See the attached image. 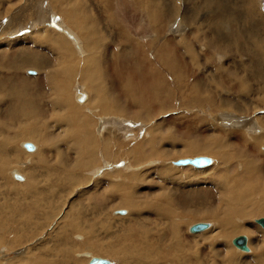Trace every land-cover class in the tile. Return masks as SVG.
<instances>
[{"label":"rangeland","instance_id":"obj_1","mask_svg":"<svg viewBox=\"0 0 264 264\" xmlns=\"http://www.w3.org/2000/svg\"><path fill=\"white\" fill-rule=\"evenodd\" d=\"M40 1L0 0L1 146H5L4 140L8 136L15 137V133L18 134L19 130L25 129L22 124H32L36 121L35 125L43 130L44 125L50 120L48 124L57 128V120L62 115L55 113L52 109L58 95L53 94L51 90L53 87L51 84L48 85L47 81L48 79L52 80L58 72H61V79L63 80L64 78V80H60L62 84H59V87H61L59 96L69 97L73 108L80 110L79 114L90 119L94 126V122L98 121L96 117L99 114L97 112L100 103L111 108V110H113L114 106H118V108H122L129 113L125 114L124 117L111 113L101 117L103 119L106 117L111 119L114 116L117 119L124 118L122 120H125L124 122L129 123V125L126 130L122 131L121 135L118 134L115 137L103 135L102 139H98L97 134L92 131V137L94 143H96L93 147H95L94 151L97 160L96 165L93 164L92 170H97L99 165L104 163V160L114 165L118 164L117 167L120 168L129 166L131 170L127 171V173H121V171L114 173L103 172V174L96 177L97 179L87 175L92 170H89V172L79 170L75 174L77 177L66 176L68 171H72L76 166L79 167L78 163H80L82 153L67 138L64 139L65 142L58 141L59 146L57 145L58 143H55L56 146L51 148L49 153L46 150L42 157L44 164L35 169L34 173L39 187L42 186L45 190L55 188L56 181L57 183L61 182L60 187L64 185L59 190L56 188L58 191L56 192L57 195L50 197V199L48 198L49 200L46 198L49 203L42 204V209L48 211L49 215L44 218L36 216L27 227L24 220L29 215L28 201L31 199V195L30 189H27V187L23 188L28 183V175L25 170L32 164L33 166L34 164L38 165L41 154L38 157H34L36 155L35 152H28L22 148L21 143H32L36 147V151L40 149V146L33 141L22 140L14 142L13 138H11L10 146L13 143L10 149L11 159H3L6 163L5 165H0V172L3 174L0 175V208L7 206L6 211L1 212L0 210V220L6 215L13 218V222L5 225L3 222L0 223L3 229L0 228V238L2 239V242L0 239L2 243H0V254L2 255H0V264L19 262V264H24L21 263L20 256L14 258V253H19L20 249L25 247L26 251L28 250L27 258L31 259L32 262L34 261V264H41L38 263L41 258L39 257L41 255L40 252L45 254L44 259L46 262L61 261L62 255L59 250L65 247L67 251L74 252L73 259L82 264H88L90 261L88 260L89 257L85 258L87 257L86 253L87 255L90 254L91 259L95 256L94 258L106 259L113 262V264H124L121 259L111 256H98L96 251L88 249L78 252L72 246L74 245L77 248L84 247L87 241L92 239L98 245L101 243L99 245L101 248L106 249L111 247L117 238L129 239L131 231L136 230V226H140V230L139 228L136 230L135 240H140L142 242L141 245L150 243V246L156 248L158 239L164 234V230H168L167 224L169 222L158 216V213L155 212L158 208H155L154 211L150 207L152 202L160 203V207L163 210L170 206L179 216L177 222H174L182 226L181 234L176 239L181 243L179 244L181 249L177 250L176 258L178 254H181L183 262L187 261V258L190 260L187 264H259L257 258L259 254L258 247L264 246V230L256 223L260 218H264V211L259 214L256 207L258 204L262 205L261 201L264 199L260 193L253 195L247 206H242L246 208L242 210L244 215L232 221L237 228L242 227L245 230L243 233L231 234L228 238H225V234L221 233L215 218L212 216L210 219H205L201 213L209 210L217 211V218L222 221L227 210L235 209L228 207L230 205L228 201L234 199L236 194L234 187H227L223 183L221 177L225 174L234 183L238 180H244L255 187L264 186V146L262 148L260 145H256L257 147L255 148L252 146L256 140L260 141V138L264 136V72L262 74L259 72L264 71V0H79V3L76 4L77 6L75 5L71 9L69 7L70 15L66 14V16L58 13L59 5L65 3V0H48V2L46 1V6H43L48 13L46 16L51 17L48 22L51 25L54 24L56 28L60 26L59 30L68 28L76 37L78 36L77 38L80 41L78 42L83 46L81 47L78 43L79 48L82 49L79 52L78 48H76V42L72 41L74 36L69 35L71 38L67 37L68 35L64 34V30L56 31L58 29L52 27L56 29L52 32L54 34L56 32V35L62 37L67 49L76 58L74 59L75 64L71 61H66L63 57L59 58L54 46L43 43V40H46L48 36L46 34L43 35V33L40 34L38 31H50L51 29L48 30L47 27H42L37 30V26L27 29L36 20V7ZM123 4L127 5L125 8L130 11L126 13L127 10L125 9L126 11L124 12L128 19H132L128 21L130 23L133 22V19L134 21L136 20V23L141 21V30H134L131 24L126 21L124 13L121 12V9L124 8ZM81 7H84V12L81 14L87 13L88 16L78 15L77 17L76 11ZM18 9L24 10V12L20 13L22 18L18 19L17 17L15 24L22 23L24 30H20L22 28L19 29V26L13 27L15 26L13 23H8V19L17 15L16 12L20 11ZM222 9H226L227 13L224 19L219 20L218 27L220 28L222 39L225 36H229L227 42L218 41L211 23L215 13ZM164 16H166L165 19H163ZM91 19L94 21H91ZM78 21L80 22L78 23ZM80 25L84 27L82 26L81 28ZM255 25L258 26V29H254ZM85 27H88L91 33ZM83 28L88 33L84 32ZM259 28H263V30H259ZM91 29L93 30L91 31ZM88 37H93L92 42L88 41ZM94 41L97 42L94 44ZM88 43H90V48H87ZM77 50L79 54L76 52ZM25 52L37 55L38 59L40 57L44 58L46 62L49 61L47 62L48 66L42 65L38 69L36 67L27 66L25 68L23 66L18 68V70L17 67L13 68V70L7 68L8 59L22 57ZM94 57L99 58L102 62L100 64L95 62ZM85 61H88L89 63L86 62V64L90 66H86ZM254 64L255 66L253 67ZM100 65L101 67L99 68ZM238 65L240 66L238 67ZM55 66H59L60 69ZM81 66L84 69L83 71ZM252 67L253 69H251ZM150 69L157 72L156 75H151L149 73ZM63 70L65 71L63 72ZM29 71L35 72L36 75H29ZM91 74L94 75L91 76ZM160 75L164 77L163 83H161ZM6 80L12 83L14 87L19 86L22 80L25 81L29 90L27 97L23 100L32 98L38 101L41 107H44L42 116L38 114L33 117L34 120L33 118L14 117L15 119L12 121V115L7 118L5 113L10 104L8 99H4L1 94L2 89L6 90L5 85L8 83ZM2 84L4 85L1 86ZM161 84L170 87L171 91L174 92L171 95L174 99L168 100L165 96L160 97V101L159 97L157 98L155 94L150 92L152 85H154L159 92V96L165 94ZM79 92L87 95L86 101L83 102L78 99ZM139 101L143 105H139ZM229 102L231 104H228ZM6 104L7 106H5ZM226 114L234 117L236 120L234 123L239 120L247 122V119L249 122V120L256 118L257 131L250 133L243 128H229L223 123V116ZM64 116L66 117V113ZM235 116L237 117L235 118ZM11 122H16L17 126L10 124ZM8 126H14V129H2ZM56 128L54 131H57ZM32 131H35V129L32 128ZM60 131L61 133H59V130L56 132L57 136L64 138L67 132L64 129ZM258 131L259 134L255 133ZM227 133L230 134L231 138L227 137ZM42 135L47 136L46 133H42ZM84 135L86 137V134ZM141 138H144V140H141ZM141 141L144 144L149 143L145 148L143 147V151H147L144 153L145 160L134 166L133 152L135 153L138 148L136 145H139ZM219 141L227 144H225L227 149L224 150L226 152H222V154L231 159L228 164H223V160H220L221 152L209 156L201 155V157L212 159L213 165L208 167V169H196L192 166L176 167L175 164H172L179 160L200 157L184 155V150L189 146H205L214 150L217 148ZM109 143L113 147L108 156L105 146ZM87 145L89 143H85V152L89 151L86 148ZM262 145H264V141H262ZM130 149H132V153H130ZM122 151L125 153L123 154ZM154 152L157 153L158 158H151ZM30 153L34 155H29ZM232 159L238 160L233 161ZM242 160L245 161L246 165H252L251 173L247 174L245 178L241 176L243 174ZM136 165L138 166L136 167ZM230 167L232 168L230 169ZM38 169L41 170L39 171ZM13 170L24 178L22 182L17 181L10 175ZM169 171L173 172L170 173ZM128 172L139 175L142 180H133L132 183L130 180L128 181L134 186V189L135 187L137 189V191L135 189L130 191L131 193L128 192L129 195L131 194V198L135 197L134 199L132 198L135 203L141 206L137 213L120 205V194L115 190L118 187L117 185L125 181L123 179L124 175L125 177L133 176V174ZM251 175H254V178L250 181ZM160 178L161 180H159ZM68 183L72 185L71 188H66ZM52 190L54 191V189ZM17 191L19 193H16ZM17 194H26L28 201L23 199L21 205L11 208L10 205H14L18 201ZM186 199L191 201L187 203V206L183 207ZM147 203L150 204L143 205ZM15 208L16 211L14 212ZM80 209L82 210L80 211ZM118 211H125L127 214L118 215ZM186 211L193 212V215H187ZM252 212L253 216H251ZM74 215H79L78 217L86 227L82 229V232L73 234L71 238L72 244L63 243V236L68 232L66 230V221L72 220ZM138 222L139 224H137ZM199 223H209L211 227L202 233H190V227ZM13 230H17V234ZM212 230L220 234L215 242V247L211 246L209 240L202 238ZM22 233L25 235H22ZM239 236L248 238L250 253L240 252L233 246V239ZM170 237L168 236V239ZM9 240L25 245L21 244L20 247L12 249L4 248L8 245L7 243H11ZM171 240L173 241V238ZM20 241L22 242L20 243ZM131 243V240L127 242L128 245ZM171 244L170 240L166 243V255L172 247L170 246ZM5 249H7L8 254L4 253ZM2 253L7 255L8 259ZM151 255L149 254L142 262L138 260V255L134 254L130 256L133 258L130 263L168 264L166 260L156 259V257ZM13 258L14 260H12ZM62 262L66 263L65 260H62ZM170 263L173 264L171 261Z\"/></svg>","mask_w":264,"mask_h":264},{"label":"bare ground","instance_id":"obj_2","mask_svg":"<svg viewBox=\"0 0 264 264\" xmlns=\"http://www.w3.org/2000/svg\"><path fill=\"white\" fill-rule=\"evenodd\" d=\"M4 1V0H3ZM26 1V0H25ZM48 2V0H41L39 3H37V7H36V13H35V15L37 16V17H35V19L36 20H31V21H33L32 23H31V25L29 26V28H27L28 30L29 29H31L33 26H37V30L38 29H40V28H42V27H47L48 28V30L49 29H51L50 31H46V30H39L38 32H40V34H42L43 33V35L44 34H46L48 37L46 38V40H43L44 42L43 43H47V44H49L50 46H54V48H55V52L57 53V55L59 56V58L60 57H63L66 61H71V62H73V64H75L74 62H75V60L74 59H76L75 57H74V55L72 54V52L70 51V50H68L67 49V47H66V45L64 44V42H63V39H62V37H59L58 35H56V32H55V34L52 32L53 30H56V29H58V30H56V31H61V30H64V34H66V35H68L67 37H70V36H74L73 38H72V41H75L76 43V48H78V50H79V52H80V50H82V49H80L79 48V45H80V41L78 40V36L76 37L68 28L67 29H61V30H59L60 28V26L59 27H55L54 26V24L53 25H51V23H49L48 22V19H50L51 17H47L46 15L48 14L47 12H46V10H45V8H43V6H46V4H47V2ZM51 1V0H50ZM55 1H57V0H55ZM58 1H60V0H58ZM64 1V0H63ZM209 1H212V0H209ZM251 1V0H250ZM259 1V0H258ZM33 2V1H32ZM21 3V2H20ZM34 3V2H33ZM56 3V2H55ZM77 3H79V0H65V3H61V5H59V3H58V5H59V8L60 9H58L59 10V15L61 14V15H64V16H66V14L68 15L70 12V10H69V7H70V9H71V7H74ZM28 4V3H27ZM248 4H250V3H248ZM253 4V3H252ZM14 5V4H13ZM26 5V4H25ZM51 5H52V3H51ZM251 5V4H250ZM30 6V5H29ZM77 6V5H76ZM123 6H124V8H122L121 9V12H125L126 10H127V8H125V7H127V5L125 6V4H123ZM122 6V7H123ZM20 7V6H19ZM28 7V6H27ZM58 7V6H57ZM87 7V6H86ZM22 8V7H21ZM20 8V9H21ZM26 8V7H25ZM20 9H18V10H20ZM34 9H35V6H34ZM56 9V8H55ZM126 9V10H125ZM249 9H251V8H249ZM11 10V9H10ZM31 10V9H30ZM45 10V11H44ZM124 10V11H123ZM252 10V9H251ZM5 11V10H4ZM26 11V10H25ZM32 11H33V8H32ZM35 11V10H34ZM48 11V10H47ZM50 11V10H49ZM56 11V10H55ZM71 11H73V10H71ZM22 12H24V10H20V11H17L16 12V14L17 15H14L12 18L10 17L9 19H8V23L9 24H11V23H13V25H15V26H13V27H16V26H19L18 28L20 29V28H22V29H20V30H24V25L22 24V23H20V24H15V20L17 19V17H18V19H21L22 17L20 16L21 14L20 13H22ZM29 12H31V11H29ZM84 12V7L82 8H80L79 10H77L76 11V15H77V17H78V15H82V16H88V14L87 13H85V14H81V13H83ZM90 12H92V11H90ZM128 12H130L129 10H127V12L126 13H128ZM252 12H253V10H252ZM6 13V12H5ZM26 13H28V12H26ZM73 13V12H72ZM126 13H124V16H125V19H126V21L129 23V24H131V26L133 27V29L134 30H136V31H138L139 29L141 30V21L139 22V23H136V20L134 21V19H133V22L132 23H130L128 20H132V19H128V17L126 16ZM227 13V10L226 9H222L221 11L220 10H218V12H216L215 13V15H214V19L212 18V21H211V23H212V26H213V30L215 31V35H217V38H218V41L219 42H221V41H228V37L227 36H225V38L224 39H222V35H221V32L219 31V27H218V22H219V20H221V19H224V17H225V14ZM13 14V13H12ZM34 14V13H33ZM50 14V13H49ZM90 14V13H89ZM93 14V13H92ZM255 14V13H254ZM25 15H27V14H25ZM70 15V14H69ZM72 15V14H71ZM74 15V14H73ZM29 16V15H28ZM27 16V17H28ZM26 17V16H25ZM32 17H33V15H32ZM73 17H75V16H73ZM72 17V18H73ZM29 18V17H28ZM27 18V20H29ZM66 18V17H65ZM68 18V17H67ZM71 18V19H72ZM166 18V16H164L163 17V19H165ZM258 18V17H257ZM70 19V18H69ZM90 19V18H89ZM137 19V18H136ZM158 19H160V18H158ZM75 20V19H74ZM91 21H94V20H92L91 19ZM255 21V20H254ZM261 21V20H260ZM19 22H20V20H19ZM27 22V21H26ZM80 21H78V23H79ZM7 23V24H8ZM73 23V22H72ZM77 23V22H76ZM220 23V22H219ZM6 24V23H5ZM32 24H35V25H32ZM70 24V23H69ZM81 24H83L82 22H81ZM137 24H138V26H137ZM72 25V24H71ZM85 25V24H84ZM87 25V24H86ZM8 26V25H7ZM83 26V25H82ZM82 26L80 25V27L82 28ZM90 27H91V25H89ZM95 26V25H94ZM130 26V25H129ZM174 26V25H173ZM215 26V27H214ZM0 27H1V24H0ZM12 27V28H13ZM52 27H55L56 29H54V28H52ZM84 27V26H83ZM258 26L257 25H255L254 26V29H258L257 28ZM80 28V29H81ZM86 28V27H85ZM88 28V27H87ZM86 28V29H87ZM96 28V27H95ZM10 29V28H9ZM45 29V28H44ZM84 29V28H83ZM262 30H263V28H261ZM260 28H259V30H261ZM33 30V29H32ZM76 30V29H75ZM85 30V29H84ZM83 30V31H84ZM88 30H89V28H88ZM93 29H91V31H92ZM3 31V30H2ZM82 31V30H81ZM177 31H178V29H177ZM180 31H181V29H180ZM264 31V30H263ZM25 32H26V30H25ZM84 32H87L86 30L84 31ZM89 32H90V30H89ZM262 32V31H261ZM21 33V32H20ZM57 33H59V32H57ZM62 33V32H61ZM88 33V32H87ZM91 33V32H90ZM93 33V32H92ZM146 33V32H145ZM254 33H257V32H254ZM39 34V33H38ZM9 35V34H8ZM70 35V36H69ZM90 36V35H89ZM95 36V35H94ZM83 37H85V36H83ZM71 38V37H70ZM87 38V37H86ZM92 38L93 37H88V41H90V42H92ZM96 38V37H95ZM71 40V39H70ZM79 41V42H78ZM86 42V41H85ZM95 42H97V41H94L93 43L95 44ZM25 43H26V41H25ZM73 44H74V42H72ZM78 43H79V45H78ZM100 43V42H99ZM10 44V43H9ZM74 44V45H75ZM7 46V45H6ZM81 46V45H80ZM100 46V45H99ZM81 47H83V46H81ZM48 48V47H47ZM54 48H52V49H54ZM87 48H90V43H88V45H87ZM97 48V47H96ZM75 49V48H74ZM242 49V48H241ZM76 50V49H75ZM78 50L76 51V52H78ZM89 51H90V49H89ZM79 52H78V54H79ZM30 53V52H29ZM89 53V52H88ZM21 54H22V52H21ZM55 54V53H54ZM83 55V54H82ZM79 56V55H78ZM101 56V55H100ZM81 57V56H80ZM97 57V56H96ZM102 57V56H101ZM48 59H49V57H47ZM81 58H83V57H81ZM90 58V57H89ZM95 58V57H94ZM56 59H57V57H56ZM63 59V60H64ZM250 59V58H249ZM90 60H91V58H90ZM89 60V61H90ZM251 61V60H250ZM16 63V65H14V63ZM47 62H49V61H47ZM47 62H46V60L44 59V58H41L40 57V59H38V56L37 55H35V54H28L27 52H25L24 54H23V56L22 57H16L15 59H11V60H7V68H9L10 70H13V68H16L17 67V70H18V68H20V67H23V66H25V68L28 66V67H33V68H39V67H41L42 65H45L46 67L48 66L47 65ZM71 62H70V64H71ZM86 62L87 63H89L88 61H85V65L86 66H88L87 64H86ZM95 62H97V63H101L102 61H100V59L99 58H95ZM51 63V62H50ZM78 63V62H77ZM80 63V62H79ZM57 64H58V62H57ZM60 64V63H59ZM69 64V65H70ZM81 64V63H80ZM91 64V63H90ZM95 64V63H94ZM99 64H97V65H99ZM251 64H252V62H251ZM250 64V65H251ZM61 65V64H60ZM63 65H65V64H63ZM69 65H68V67H69ZM242 65V64H241ZM247 65V64H246ZM52 66V65H51ZM71 66H72V64H71ZM90 66V65H89ZM240 65H238V67H239ZM252 66V65H251ZM255 66V64L253 65V67ZM55 67H58L59 68V66H55ZM95 67V66H94ZM101 67V65L99 66V68ZM237 67V66H236ZM244 67V66H243ZM253 67L251 68V69H253ZM263 67H264V65H263ZM54 68V67H53ZM74 68V67H73ZM85 68V67H84ZM90 68V67H89ZM96 68V67H95ZM241 68V67H240ZM248 68H249V66H248ZM60 69V68H59ZM58 69V70H59ZM76 69H78V68H76ZM81 69H82V71L84 70L83 68H82V66H81ZM86 69V68H85ZM91 69H92V67H91ZM88 70V69H87ZM86 70V71H87ZM97 70V69H96ZM95 70V71H96ZM244 70V69H243ZM263 70V69H262ZM54 71V70H53ZM65 70H63V72H64ZM79 71V70H78ZM251 71V70H250ZM253 71V70H252ZM33 72V71H32ZM49 72V71H48ZM89 72H91V70H89ZM240 72V71H239ZM238 72V73H239ZM241 72H244V71H241ZM254 72V71H253ZM260 72V74H262L264 71H259ZM67 73V72H66ZM149 73H151V75H153V74H155L156 75V73L157 72H154V71H152L151 69L149 70ZM54 74V73H53ZM76 74V73H75ZM79 74V73H78ZM89 74V73H88ZM98 74H100V73H98ZM181 74V73H180ZM33 75H36V73L34 72V74ZM32 75V76H33ZM84 75V74H83ZM86 75V74H85ZM94 75V74H93ZM92 74H91V76H93ZM82 76V75H81ZM80 76V77H81ZM229 76V75H228ZM242 76V75H241ZM240 76V77H241ZM61 77H62V73L61 72H58L57 73V75H55L54 76V78L52 79V80H50V79H48V81H47V84L49 85V84H51L52 85V92H53V94H55L56 96L58 95V97H56V101H55V105H54V108L52 109V110H54L55 111V113L57 112V114H60V115H62V117H60L59 116V120H57V124H58V126H57V128L56 127H53V126H51V125H49L48 123H49V121H48V123L46 124V125H44V128H43V130L42 129H40L37 125H35V122H33L32 124L30 123V124H28V123H26V124H22V126H24V128L25 129H22V130H19V132H18V134L17 133H15V137H12V136H8V138H6L4 141H5V146H1V144H0V165H5V160H3V159H11V157H10V149H11V147L13 146V143H12V146H10V143H11V138H13V141L14 142H17V141H33V142H36V143H38V145L40 146V149H38V151H36V147H35V150L34 151H28V152H35V156L34 157H38L40 154V156H41V159H40V162H39V164L38 165H35L34 164V166H33V164H32V162H31V166H29V167H27V169L25 170V172L27 173V175H28V183H27V185L25 186V187H23V188H26L27 187V189H30V195H31V199L28 201L27 200V195L26 194H17V200L18 201H16L15 202V204L14 205H10V204H12V203H10L9 205H10V207L11 208H13V207H15V206H17V205H21L22 204V202H23V199L24 200H26V201H28V212H29V215H28V218L27 219H25L24 221H25V226H29V224L31 223V221H33V219L34 218H36V216H41V217H46V216H48L49 215V213H48V211H44L43 209H42V204L43 203H49L48 202V200L50 199V197H52V196H55V195H57L56 194V192H58L57 190H56V188L59 190V188H61V187H63V185L60 187V185H61V182L60 183H57V181H56V185H55V188L53 187V188H48V189H43L42 188V186H40L39 187V183L37 182V179H36V175H35V173H34V171H35V169H37V168H39L40 166H42L44 163H43V159H42V157H43V154H45V152H46V150H48V153L51 151V148H54L55 146H56V144L59 146L60 144H59V142L58 141H62V142H65L64 141V139L65 138H67L69 141H70V143H72V145H74V146H76V148H77V150L80 152V153H82V156H80L81 158H80V163H78L79 164V167L78 166H76V168L75 169H73L72 171H68V173H66V176L68 175H70V176H72V177H77V175H75L76 174V172L77 171H79V170H86L87 172H89V170H92V166H93V164H95L96 165V162H97V160H96V157H95V151H94V148L95 147H93L94 146V144L96 145V143H94V139H93V132L94 133H96L97 134V136L99 137L98 139H100L103 135H107V136H111V137H115V136H117L118 134H120L121 135V133H122V131L125 129L126 130V128H127V126L129 125V123H125L122 119H124V118H122V119H117V118H115L116 116H114L113 118H101L102 116H105L106 114L107 115H109L110 113L111 114H114V115H119V116H122V117H124V115L125 114H129V113H127V111H125L124 109H122V108H118V106H114L113 107V110H111V108H109V107H107V106H104L103 104H99V109H98V112H97V114H98V116L96 117L97 118V120L98 121H95L94 123H95V126H94V124H92L91 123V121H90V119H88L87 117H84V116H82V115H80L79 114V111L77 110V109H75V108H73V106L71 105V101H70V98L69 97H66V96H63V97H60L59 96V93H60V88L61 87H59V84H62V83H60V80H62L61 79ZM85 77H87V76H85ZM102 77V76H101ZM23 78V77H22ZM5 79H7V78H5ZM8 79H10L9 77H8ZM66 79V78H65ZM160 79H162V82L161 83H163L164 82V77L162 76V75H160ZM178 79V78H177ZM239 80H240V78H238ZM241 79H242V77H241ZM11 80V79H10ZM26 80V79H25ZM50 80V81H49ZM63 80H64V78H63ZM62 80V81H63ZM7 81V80H6ZM20 81V80H19ZM178 81H180V80H178ZM182 81V80H181ZM180 81V82H181ZM237 81V80H236ZM241 81V80H240ZM8 83H6V82H3V83H6V90L5 89H2L1 90V94L4 96V99H8V102H9V104H10V106L8 105V110L6 111V116H7V118H8V116L9 115H12L11 116V118H12V121L15 119L14 117H20V118H33V117H35V116H37L38 114L40 115V116H42V112H43V108L41 107V105L38 103V101H36V100H33L32 98H29V100H23L24 98H26L27 97V95H28V87H27V83L25 82V81H21L20 83H19V86H15L14 87V85L12 84V83H10L9 81H7ZM14 82V81H13ZM238 82V81H237ZM16 83V82H15ZM1 84V83H0ZM18 84V83H17ZM28 84H29V81H28ZM165 84V83H164ZM221 84V83H220ZM4 84H2L1 86H3ZM16 85V84H15ZM60 86H62V85H60ZM153 87H152V89H151V93H153V94H155L156 96H157V98L159 97V99H160V101H161V98L160 97H167V99L169 100V99H171L172 97H171V95H173V91H171V89H170V87L168 86V85H162L161 84V87L163 88V92L165 93V94H163V95H160L159 96V92H158V90L156 89V86H154V85H152ZM243 87V86H242ZM129 89V88H128ZM149 90V89H148ZM128 91V90H127ZM180 91H181V89H180ZM148 92V91H147ZM78 93V92H77ZM80 93V92H79ZM96 93V92H95ZM227 93V92H226ZM190 95V94H189ZM94 96V95H93ZM96 96V95H95ZM106 96V95H105ZM83 97V98H82ZM78 99H80L81 101H86L87 100V95L86 94H84V93H80L79 94V97H78ZM172 99H174V98H172ZM231 99V98H230ZM234 99V98H233ZM97 100V99H96ZM166 101V100H165ZM228 102V101H227ZM78 103V102H77ZM85 104H86V102H85ZM137 104V103H136ZM138 104L140 105V104H142V102H138ZM228 104H231V102H229ZM81 105V104H80ZM83 105V104H82ZM121 105V104H120ZM119 105V106H120ZM143 105V104H142ZM5 106H7V104L5 105ZM145 107V106H144ZM243 108V107H242ZM141 109H142V107H141ZM146 109V108H145ZM0 110H1V108H0ZM13 110H15V111H13ZM262 111V110H261ZM264 111V110H263ZM95 112V111H94ZM66 113V117L64 116V114ZM141 113V112H140ZM228 113H229V111H228ZM3 114V113H2ZM84 114V113H83ZM91 114V113H90ZM231 114V113H230ZM259 115V114H258ZM264 115V114H263ZM237 116H235V118H236ZM10 118V117H9ZM10 118V119H11ZM240 119H242V118H240ZM243 119H245L244 117H243ZM250 119V118H249ZM33 120H34V118H33ZM223 123L224 124H226L229 128L231 127H233V128H237V129H245V130H247V131H249L250 133L251 132H254V131H257V127H256V118L255 119H253V120H249V122H248V119H247V122H242L241 120H239L237 123H234V122H236V120L234 119V117L233 116H229V114L227 115H225V116H223ZM246 120V119H245ZM31 121V120H30ZM128 121V120H127ZM244 121V120H243ZM45 122V121H44ZM61 122V123H60ZM43 123V122H42ZM46 123V122H45ZM10 124H12V125H16V122H11ZM39 125V124H38ZM126 125V127H124ZM7 126V125H6ZM17 126V125H16ZM21 126V125H20ZM5 127V126H4ZM2 128L3 130H9V129H14V126H8V127H6V128ZM19 127V126H18ZM32 128H34L35 129V131H32ZM55 128H56V130L58 131L59 130V133H61V131L60 130H62V129H64L66 132H67V134L64 136V138H60V136L58 137L57 136V131H54L55 130ZM131 128V127H130ZM129 128V129H130ZM259 129H261V128H259ZM0 130H1V127H0ZM93 131V132H92ZM134 131V130H133ZM146 131V130H145ZM6 132V131H5ZM10 132V131H9ZM17 132V131H16ZM42 133H46V135L47 136H44V135H42ZM137 133V132H136ZM135 133V134H136ZM255 133H258L259 134V131L258 132H255ZM84 134H86V137H85V135ZM8 135V134H7ZM140 135V134H139ZM139 135H138V137H139ZM146 135V134H145ZM253 135V134H252ZM262 135V134H261ZM129 136V135H128ZM148 136V135H147ZM156 136H158V135H156ZM88 137V138H87ZM227 137H229V138H231L230 137V134H228L227 133ZM254 137V136H253ZM127 138V137H126ZM131 138V137H130ZM233 138V137H232ZM102 139V138H101ZM121 139V138H120ZM111 140V139H110ZM115 140V139H114ZM137 140V139H136ZM141 140H144V138H141ZM149 140V139H148ZM163 140V139H162ZM264 141V136H262L261 138H260V141L259 140H256L255 142H254V145H252L253 146V148H255V147H257L256 145H260V147L262 148V146H264V145H262V141ZM140 141V140H139ZM146 141V140H145ZM44 144H43V143ZM138 142V141H137ZM144 142V141H143ZM159 142H161V140H159ZM6 143H7V145H6ZM27 143H30V142H23V143H21L22 144V148H24L25 149V144H27ZM56 143V144H55ZM85 143H89V145H87L86 146V148L89 150V151H87L88 152V155H87V152H85ZM140 143V142H139ZM151 143V142H150ZM157 143V142H156ZM32 144V143H31ZM120 144V143H119ZM126 144H127V141H126ZM147 144H149V143H147ZM147 144L145 143H142V141H141V143L139 144V145H136L138 148H137V150H135V153L133 152V154H134V158H133V163H134V166H135V164H138V163H142V162H144V160H145V156H144V153L145 152H147V151H143V149L147 146ZM226 143H224L223 141H219L218 142V146H217V148L216 149H214V150H216L215 152H214V150L213 149H211V148H209V147H205V146H202V147H199V146H189L186 150H184V152H183V154L184 155H191V156H200L201 157V155L202 156H209V155H213L214 153H218V152H221V155H220V160L222 159L223 160V164H228L229 162H231V159H229L228 158V156H226V155H224V154H222V152H226V151H224L225 149H227V144L225 145ZM115 145V144H114ZM156 145V144H155ZM130 146V145H129ZM251 146V145H250ZM43 147H45L44 149H43ZM112 145L109 143V144H107V146H105V149H106V154L108 155L109 153H111V151H112ZM144 147V148H143ZM49 148V149H48ZM122 148V147H121ZM133 148V147H132ZM158 148V147H157ZM249 148V147H248ZM117 149H119V148H117ZM26 150V149H25ZM123 150V149H122ZM126 150H128V149H126ZM131 150L132 149H130V153H132L131 152ZM156 150V149H155ZM105 151V150H104ZM120 151H121V149H120ZM117 152V151H116ZM128 152V151H127ZM182 152V151H181ZM242 152V151H241ZM118 153V152H117ZM122 153L124 154L125 152H123L122 151ZM129 153V154H130ZM122 154V155H123ZM128 154V153H127ZM29 155H34V154H29ZM157 155V153L156 152H154L152 155H151V158H155V157H159L158 155ZM238 155V154H237ZM247 155V154H246ZM109 156V155H108ZM178 156V155H177ZM243 156V155H242ZM119 157V156H118ZM131 157V156H130ZM179 157V156H178ZM185 157V156H184ZM200 157H196V158H200ZM161 158V157H160ZM205 158H207V157H205ZM237 158V157H236ZM102 159V158H101ZM104 159V158H103ZM120 159V158H119ZM118 159V160H119ZM132 159V158H131ZM130 159V160H131ZM192 159V158H191ZM209 159H211V158H209ZM244 159H245V157H244ZM45 160V159H44ZM122 160V159H121ZM233 160V159H232ZM235 160V159H234ZM233 160V161H234ZM236 160H238V159H236ZM235 160V161H236ZM240 160V159H239ZM112 161V160H111ZM115 161V160H114ZM117 161V160H116ZM241 161V160H240ZM130 162V161H129ZM30 163V162H29ZM176 162H173L172 164H175ZM233 163V162H232ZM241 163H243L242 165H243V169H242V171H243V174L241 175L243 178H245V176L247 175V174H249V173H251V171H252V165L251 164H245V161H243L242 160V162ZM118 165V164H117ZM117 165L115 164H111V162H107V160H104V163L102 164V165H99V167L97 168V170H92V172H90L89 174H87L88 176H91V177H93V178H96V177H98L100 174H103V172L105 173V172H110V173H114V172H117V171H121V173H124V172H126L127 173V171H130L131 169H129V166L127 167V166H123V167H117ZM130 165V164H129ZM139 165H141V164H139ZM213 165V161H212V159H211V164L209 165V166H206V167H203V168H196V169H204V168H207L208 169V167H211ZM98 166V165H97ZM138 165H136V167H137ZM175 166H176V164H175ZM240 166V165H239ZM47 167V166H46ZM45 167V168H46ZM133 167V166H132ZM176 167H186V166H176ZM193 167V166H192ZM44 168V169H45ZM62 168V167H61ZM195 168V167H194ZM232 167H230V169H231ZM93 169H96V168H93ZM134 169H135V167H134ZM163 169H164V167H163ZM180 169V168H179ZM5 170V169H4ZM39 170V169H38ZM41 170V169H40ZM39 170V171H40ZM2 171V170H1ZM152 171V170H151ZM15 172V173H14ZM72 172H74L73 174H72ZM170 173H172L173 171H169ZM231 172H232V170H231ZM71 173V174H70ZM83 173V172H82ZM120 173V174H121ZM125 173V174H126ZM128 173H130V172H128ZM59 174V173H58ZM130 174H133V173H130ZM162 174V173H161ZM0 175H3V174H1V172H0ZM10 175H12L14 178H15V175H18L17 174V171H12L11 173H10ZM129 175V174H128ZM146 175V174H145ZM163 175V174H162ZM240 175V174H239ZM18 176H20V175H18ZM46 176V175H45ZM57 176H61V175H57ZM170 176V175H169ZM11 177V176H10ZM21 177V176H20ZM64 177V176H63ZM105 177H106V175H105ZM112 177V176H111ZM168 177V176H167ZM171 177V176H170ZM22 178V180H17L16 178V180L17 181H19V182H22L23 180H24V178L23 177H21ZM143 178H144V176H143ZM254 178V175H251L250 176V181L252 180ZM97 179V178H96ZM112 179H113V177H112ZM123 179L125 180L124 182L122 181V183L120 184V185H117L118 187L115 189L117 192H119V194H120V205L124 208V207H127V208H129V209H131L132 211H134V212H138L139 210H140V208H141V206H140V204H138V203H135V201L131 198V194L129 195L128 194V192H130V191H132V190H135L136 189V187H135V189H134V186L131 184L132 183V181L133 180H138V181H140L141 180V178H140V176L139 175H134L133 174V176H127V177H125V175L123 176ZM147 179V178H146ZM167 179V178H166ZM172 179V178H171ZM174 179V178H173ZM221 179L223 180V183L225 184V186H227V187H234L235 188V190H234V192H235V194H236V197L234 198V199H232V200H230V201H228L229 203H230V205H228V207L229 208H235V209H229V210H227L226 212H225V215H224V218H223V220L222 221H220L219 220V218H217V215H216V213H217V211H207V212H205V213H201L202 215H203V218H205V219H210L212 216L215 218V222L218 224V228L221 230V233H223V234H225V238H228L231 234L233 235V234H235V233H243V232H245V230H243L242 229V227H239V228H237L236 226H235V224H233L232 223V221L234 220V219H236V218H239V217H241V216H243L244 215V213H243V209H246V208H243L242 206H247L249 203H250V198L253 196V195H255L256 193H260L263 197H264V186L263 187H255L254 185H251L250 183H248V182H245L244 180L242 181V180H238L236 183H234L233 181H232V179H230L229 177H228V175H223L222 177H221ZM49 180V179H48ZM81 180V179H80ZM104 180V179H103ZM111 180V179H110ZM109 180V181H110ZM118 180V179H117ZM121 180H122V177H121ZM131 181V183H128V181ZM159 180H161V178L159 179ZM55 181V180H54ZM107 181V180H106ZM142 181V180H141ZM144 181V180H143ZM146 181V180H145ZM164 181V180H163ZM113 182V181H112ZM117 182V181H116ZM167 182H169V181H167ZM109 183V182H108ZM114 183V182H113ZM138 183V182H137ZM170 183V182H169ZM55 184V183H54ZM103 184V183H102ZM110 184V183H109ZM116 184V183H115ZM17 185V184H16ZM82 186V185H81ZM112 186V185H111ZM173 186V185H172ZM19 187V186H18ZM21 187V186H20ZM51 187V186H50ZM65 187V186H64ZM72 187V185L70 184V183H68V186L66 187V188H71ZM175 187V186H174ZM51 189V190H50ZM52 189H54V191L52 190ZM45 190V191H44ZM28 191V190H27ZM53 191V192H52ZM66 191V190H65ZM136 191H137V189H136ZM28 192V193H29ZM124 192V193H123ZM16 193H19L18 191L16 192ZM27 193V192H26ZM55 193V194H54ZM131 193V192H130ZM51 194H53V195H51ZM140 194V193H139ZM29 195V194H28ZM113 195V194H112ZM4 196V195H3ZM2 196V197H3ZM137 196V195H136ZM16 197V196H15ZM45 198V199H44ZM46 198L48 199V200H46ZM16 199V198H15ZM4 201V200H3ZM11 201V200H10ZM46 201V202H45ZM156 201V200H155ZM191 200H189V199H186V202H184L183 203V207L184 206H187L188 204L187 203H189ZM6 202H7V199H6ZM67 203V202H66ZM71 203V202H70ZM140 203V202H139ZM261 203H262V205L261 204H258L256 207H257V210H258V213L260 214L261 212H263L264 211V199L261 201ZM6 204V203H5ZM150 203H147V204H143V205H149ZM228 204V203H227ZM150 207H152V209L155 211V208H158L155 212H157L158 213V216L159 217H161V218H163V219H165V220H167L169 223L167 224V228H168V230H164L165 232H164V234L162 235V236H160V238L158 239V246L156 247V248H154L153 246H150L149 244H147V243H144L143 245H141L142 244V242L140 241V240H135V238H136V235H135V233H137V231L136 230H138V228H139V230H140V226L139 227H137L136 226V230H132L131 232V236L129 237V239H125V240H123L122 238H117V240L115 239V241L112 243V246L111 247H109V248H106V249H104V248H101L99 245L101 244H97L95 241H92V239H90V240H88L87 241V239H86V241H87V244H85V246H87V247H85L84 245V247H75L74 245L72 246V248L74 249V250H77L78 252H80V251H83V250H94V251H96V255H98V256H111V257H114V258H118V259H121L123 262H124V264H131L130 263V260L131 259H133V258H131L130 256H132V255H134V254H137L138 255V260H141L142 262H144V260H145V258L147 257V256H149V254L151 255H153V257H156V259L157 258H159V259H162V260H166V262L168 263V264H171L170 263V261L173 263V264H187L190 260L187 258V261H184L183 262V257L181 256V254H178V256H177V258H176V255H177V250L179 249H181V245H179V244H181V243H179L176 239H177V236L178 235H180L181 234V230H182V226L181 225H179V223L178 224H175L174 222H177V219H178V215L175 213V211L174 210H172L171 209V207L170 206H167L166 207V210H163V209H161V207H160V203H155V202H152V204H151V206ZM6 209H7V206H3L2 208H0V210H1V212H4V211H6ZM20 209V208H19ZM144 209V208H143ZM82 209H80V211H81ZM9 211V210H8ZM16 211V208L14 209V212ZM78 211V210H77ZM79 211V212H80ZM13 212V211H12ZM13 212V213H14ZM115 212V211H114ZM253 212H254V210H253ZM253 212L251 213V216H253ZM25 213V212H24ZM140 213V212H139ZM187 215H190V216H192L193 215V212H191V211H186L185 212ZM2 214V213H1ZM4 214V213H3ZM127 214V212H125V214H123V215H126ZM5 215V214H4ZM8 215V214H7ZM27 215V214H26ZM118 215H121V214H118ZM6 216V215H5ZM4 216V218H1V220H0V223L1 222H3L4 223V225L6 224V223H10V222H13V218H11V217H8V216H6L5 217ZM19 216V215H18ZM17 216V217H18ZM71 216V215H70ZM79 215H74L72 218V220H68V221H66V230L68 231V232H66V235H64L63 236V243H70V244H72V241H71V238H72V236H73V234H75V233H78V232H82V229L83 228H85L86 227V225L80 220V218L78 217ZM21 217V216H20ZM27 217V216H26ZM53 217V216H52ZM137 217V216H136ZM19 218V217H18ZM71 218V217H70ZM138 218V217H137ZM54 219H55V217H54ZM48 220V219H47ZM139 220V219H138ZM141 220V219H140ZM21 221H22V218H21ZM21 221H19L20 223H21ZM18 222V221H17ZM37 223V222H36ZM19 224V223H18ZM134 224V223H133ZM137 224H139V222L137 223ZM3 225V224H2ZM12 225V224H11ZM11 225H9V226H11ZM141 225H143V224H141ZM196 225V224H195ZM258 225V224H257ZM13 226H15V225H13ZM194 226V225H193ZM260 226V225H259ZM22 228H23V226H21ZM20 227V228H21ZM210 227L211 226H209V228L208 229H210ZM261 227V226H260ZM0 228L2 229V226H0ZM7 228H8V226H7ZM11 228V227H10ZM25 228V227H24ZM40 228V227H39ZM46 228V227H45ZM48 228V227H47ZM144 228V227H143ZM191 228V227H190ZM13 229V228H12ZM208 229H206V230H208ZM3 230V229H2ZM36 230V229H35ZM49 230H51V229H49ZM123 230V229H122ZM122 230H120V231H122ZM126 230V229H125ZM130 230V229H129ZM206 230H204V231H202V232H205ZM219 230V231H220ZM6 231V230H5ZM14 231V233L15 234H17V230L15 231V230H13ZM45 231V230H44ZM1 232V231H0ZM9 232L12 234V232L9 230ZM19 232V231H18ZM39 232V231H38ZM128 232V231H127ZM202 232H199V233H202ZM62 233V232H61ZM163 233V232H162ZM24 233H22V235H23ZM46 234V233H45ZM53 234V233H52ZM91 234V233H90ZM89 234V235H90ZM121 234V233H120ZM124 234V233H123ZM196 234H198V233H196ZM5 235H6V233H5ZM5 235H3V236H5ZM19 235V234H18ZM21 235V234H20ZM25 235V234H24ZM49 235V234H48ZM51 235V234H50ZM61 235H63V234H61ZM219 233H217L215 230H212V231H210L209 233H207V234H205L204 235V237H202V238H205V239H207V241L209 240L210 241V244H211V246H216V244H215V242L217 241V239H218V237H219ZM237 235V234H236ZM7 236V235H6ZM168 236H171L170 237V239H168ZM23 237V236H22ZM25 237V236H24ZM46 237V236H45ZM89 237V236H88ZM119 237V236H118ZM125 237V236H124ZM128 237V236H127ZM126 237V238H127ZM28 238V237H27ZM31 238V237H30ZM80 238V237H79ZM171 238H173V241L171 240ZM1 239V238H0ZM3 239H4V237H3ZM29 239V238H28ZM39 239V238H38ZM82 239V238H81ZM204 239V240H205ZM248 239V238H247ZM20 240V239H19ZM24 240V239H23ZM62 240V239H61ZM129 240H131V244L130 245H128L127 244V242L129 241ZM170 240V242L172 243L170 246H172L171 247V249H170V251H169V253L166 255L165 254V249H166V243L168 242ZM10 241V240H9ZM41 241V240H40ZM1 242H2V239H1ZM0 242V243H1ZM11 242V241H10ZM22 241H20V243H21ZM24 243H25V241H23ZM27 242H28V240H27ZM89 242H90V244H89ZM233 242V241H232ZM6 243H7V241H6ZM41 243V242H40ZM99 243V242H98ZM2 244V243H1ZM0 244V245H1ZM3 244H4V241H3ZM8 245L6 246V247H4V248H9V249H12V248H17V247H20V245L22 244H19V242H11V243H7ZM247 244H248V247H249V240H248V242H247ZM22 245H25V244H22ZM89 245V246H88ZM123 245H124V247H123ZM141 245V246H140ZM110 246V245H109ZM22 247H24V246H22ZM21 247V248H22ZM30 247V246H29ZM64 247H65V244H64ZM64 247H62V248H64ZM235 247V246H234ZM66 248V247H65ZM60 249L59 250V253L62 255V257H61V259H60V257H59V259L61 260V261H59V262H53V263H51V262H46L45 261V259H44V255L45 254H43V252H40L41 253V255H40V253H39V257H41L40 259H39V261H38V263H41V264H64L63 262H62V260H65L66 261V263L65 264H82V263H79V261H76V260H74L73 259V253L74 252H69V250L67 251L66 249ZM259 248V254L257 255V258H258V262H259V264H264V246H259L258 247ZM32 249H33V247H32ZM237 249V248H236ZM250 249V248H249ZM46 250V249H45ZM217 250V249H216ZM238 250V249H237ZM28 251V250H27ZM27 251H26V247L25 248H23V249H20V251H19V253L17 252H15L14 253V258H16V257H18V256H20V261H21V263H24V264H34L32 261H31V259H29V258H27ZM161 251H162V253H161ZM240 251V250H239ZM8 251H7V249H5V254H8L7 253ZM46 252V251H45ZM44 252V253H45ZM85 252V251H84ZM93 252V251H92ZM241 252V251H240ZM1 253V252H0ZM58 253V254H59ZM243 253H245V252H243ZM250 253V252H249ZM3 254V253H2ZM5 254H3V255H5ZM31 254V253H30ZM94 254V253H93ZM1 255V254H0ZM90 255V254H89ZM89 255H87V253H86V256L87 257H85V258H88V260H90L89 262H88V264L93 260V259H98V257L97 258H90V256ZM151 255V256H152ZM2 256V255H1ZM57 256V255H56ZM174 256V257H173ZM5 257L8 259V256L7 255H5ZM14 258L12 259V260H14ZM38 258V257H37ZM149 258V257H148ZM35 259V258H34ZM100 259H102V258H100ZM104 260H106V259H104ZM152 260V259H151ZM154 260V259H153ZM109 261V260H108ZM5 262V261H4ZM19 262V261H18ZM109 262H111V261H109ZM135 262V261H134ZM153 262V261H152ZM155 262V261H154ZM164 262V261H163ZM7 263V262H6ZM20 263V262H19ZM19 263H14V264H19ZM36 263V262H35ZM112 264H113V262H111ZM2 264V263H1ZM11 264V263H10Z\"/></svg>","mask_w":264,"mask_h":264},{"label":"water","instance_id":"obj_3","mask_svg":"<svg viewBox=\"0 0 264 264\" xmlns=\"http://www.w3.org/2000/svg\"><path fill=\"white\" fill-rule=\"evenodd\" d=\"M34 72L29 71V75H33ZM25 149L28 151H34L35 147L31 143L25 144ZM176 166H193L195 168H203L206 166H209L211 164V159L205 158V157H200V158H194V159H184V160H179L178 162L175 163ZM15 178L17 180H22V178L18 175H15ZM117 214H125V211H118ZM258 225L261 226V228L264 230V218H260L259 220L256 221ZM210 226L209 223H199L190 228V233L196 234L199 232H202L206 229H208ZM248 239L246 236H239L233 239V246H235L238 250L241 252L249 253L250 249L248 247ZM89 264H112L108 260L104 259H93Z\"/></svg>","mask_w":264,"mask_h":264}]
</instances>
